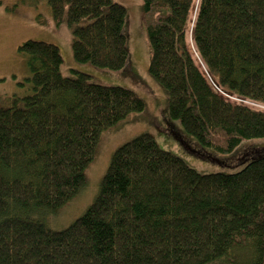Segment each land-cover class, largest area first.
Returning a JSON list of instances; mask_svg holds the SVG:
<instances>
[{"label": "trees", "instance_id": "1", "mask_svg": "<svg viewBox=\"0 0 264 264\" xmlns=\"http://www.w3.org/2000/svg\"><path fill=\"white\" fill-rule=\"evenodd\" d=\"M48 4L72 29L76 62L127 70L123 5ZM142 10L170 118L223 155L264 140V0H143ZM19 52L29 92L0 102V264H264V149L237 154H253L237 172L201 174L140 135L115 151L87 211L52 229L84 191L102 134L145 102L85 73L65 78L54 44Z\"/></svg>", "mask_w": 264, "mask_h": 264}, {"label": "rangeland", "instance_id": "2", "mask_svg": "<svg viewBox=\"0 0 264 264\" xmlns=\"http://www.w3.org/2000/svg\"><path fill=\"white\" fill-rule=\"evenodd\" d=\"M114 1L127 9L125 34L130 60L127 70L122 72L76 62L72 51V29L66 23H56L48 0H0L1 104L10 106L29 92L27 80L30 72L26 58L19 52V47L29 40L59 47L65 78H74L73 71L85 73L93 83L131 89L145 102L143 112L132 114L102 134L94 161L85 173L86 187L49 220V226L54 230L67 228L87 211L99 192L115 151L140 135L151 134L163 150L179 156L201 174L237 172L253 156L234 160L237 154L240 157L242 152L264 149V140H254L246 142L232 154L223 155L201 146L187 135L180 123L170 118L166 93L149 73L151 47L143 23V0Z\"/></svg>", "mask_w": 264, "mask_h": 264}]
</instances>
